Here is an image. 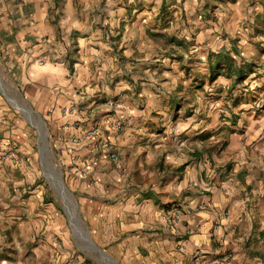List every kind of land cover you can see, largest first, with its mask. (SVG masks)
<instances>
[{"label": "crops", "instance_id": "1", "mask_svg": "<svg viewBox=\"0 0 264 264\" xmlns=\"http://www.w3.org/2000/svg\"><path fill=\"white\" fill-rule=\"evenodd\" d=\"M20 2L27 21L15 26L12 54L22 95L43 112L82 211L79 220L76 207L51 203L38 213L39 188L8 184L26 166L3 161L0 154V264H95L89 259V250L97 251L90 237L123 264H264L263 113L234 134L221 159L214 156L213 168L206 157L195 158L187 174L155 176L139 154L127 157V146L137 145L149 129L144 126L150 113L140 101L152 93L146 86L137 89L128 77L133 65L146 68L153 60L147 50L159 43L150 35L162 33L163 42L168 29L160 15L176 0ZM16 116L1 107L2 150L15 143L31 155L32 146L20 141L22 122ZM120 119L128 121L122 133L115 127ZM96 126L101 135L93 138L88 133ZM109 149H122L124 158L112 160ZM11 195L12 205L4 207L2 196ZM176 210L180 219L167 222L166 215ZM198 250L203 255L196 260ZM225 252L233 258H222Z\"/></svg>", "mask_w": 264, "mask_h": 264}, {"label": "rangeland", "instance_id": "2", "mask_svg": "<svg viewBox=\"0 0 264 264\" xmlns=\"http://www.w3.org/2000/svg\"><path fill=\"white\" fill-rule=\"evenodd\" d=\"M24 9L20 0H0V85L4 90L0 87V110L4 106L17 115L15 119H21V125H17L22 129L20 141L34 149L30 155L18 144L20 161L16 164L26 169L8 184L17 181L28 190L39 188L38 213L45 211L42 205L58 203L61 208L76 207L80 220L82 209L59 162V148L52 142L45 116L22 95L23 83L13 61L12 46L17 43L16 24L25 21L21 18ZM160 16L163 28L168 29L162 35L163 42L162 33L150 35L159 43V48L147 50L153 60L146 68L133 65L129 74L133 77H128L137 89L146 86L152 93L140 101L150 113L144 126L149 129L137 145L127 146L135 150L127 149V157L139 154L147 173L155 176L172 171L187 174L188 161L195 158L206 157L213 168L218 163L214 156H224L234 134L242 133L264 114V0H176L166 3ZM23 38L20 36L22 42ZM217 60L220 66L213 70L219 64H214ZM240 68L244 73L241 79ZM118 121L123 124L119 130L122 133L128 121ZM23 124H27L28 132ZM195 152L202 153L194 156ZM114 153L118 161L125 156L122 149H114ZM228 166V171L234 169V165ZM29 195L24 194L22 199ZM2 197L4 207L12 205L13 195ZM82 227L88 238L92 236L86 224ZM16 248L18 244L13 251ZM92 249L89 259L95 264H111L109 257L123 264L109 249L104 250L105 255Z\"/></svg>", "mask_w": 264, "mask_h": 264}, {"label": "built area", "instance_id": "3", "mask_svg": "<svg viewBox=\"0 0 264 264\" xmlns=\"http://www.w3.org/2000/svg\"><path fill=\"white\" fill-rule=\"evenodd\" d=\"M122 122H117L116 123V128L118 130H120L122 128ZM89 136L93 137V138H96V137H99L101 135V128L100 127H93L90 131H89ZM3 147L2 145L0 144V154H1V157L5 160H12L13 163H18L20 161V150L18 148V145L15 144V143H9L7 145V147L2 150ZM108 154L110 155V158L114 161H118V156L116 153H114L113 150H110L109 149V152ZM181 211L180 210H176L175 212L173 213H169L168 215H166L165 219L167 222L169 223H176L180 217H181ZM203 255V252L201 250H198L195 254H194V259H198L200 258L201 256ZM222 258H225L227 260H231L233 258V254L230 253V252H225L223 255H222Z\"/></svg>", "mask_w": 264, "mask_h": 264}, {"label": "water", "instance_id": "4", "mask_svg": "<svg viewBox=\"0 0 264 264\" xmlns=\"http://www.w3.org/2000/svg\"><path fill=\"white\" fill-rule=\"evenodd\" d=\"M0 80H1V78H0ZM63 187L64 188H66V186L64 185V183H63ZM67 189V188H66ZM90 242H91V245L99 252V253H101V254H103V255H105L106 253H105V251L103 250V249H101L100 247H98L93 241H92V239H91V237H90ZM108 256V255H107ZM109 260H110V263L111 264H118L117 262H115L111 257H109Z\"/></svg>", "mask_w": 264, "mask_h": 264}, {"label": "trees", "instance_id": "5", "mask_svg": "<svg viewBox=\"0 0 264 264\" xmlns=\"http://www.w3.org/2000/svg\"><path fill=\"white\" fill-rule=\"evenodd\" d=\"M218 62H219V60H217L216 62H214V64L216 65ZM219 66H220V62H219V64H217V66H216L215 68H213V70H215V69L218 68ZM238 72H239V76H238V78L241 79L242 76H244L243 69L240 68Z\"/></svg>", "mask_w": 264, "mask_h": 264}]
</instances>
